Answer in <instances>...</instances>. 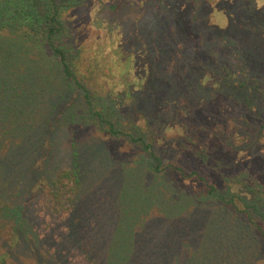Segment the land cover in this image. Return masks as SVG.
<instances>
[{"label":"trees","instance_id":"trees-1","mask_svg":"<svg viewBox=\"0 0 264 264\" xmlns=\"http://www.w3.org/2000/svg\"><path fill=\"white\" fill-rule=\"evenodd\" d=\"M91 1L0 0V264H264V5Z\"/></svg>","mask_w":264,"mask_h":264},{"label":"flooded vegetation","instance_id":"flooded-vegetation-1","mask_svg":"<svg viewBox=\"0 0 264 264\" xmlns=\"http://www.w3.org/2000/svg\"><path fill=\"white\" fill-rule=\"evenodd\" d=\"M88 3V2H87ZM134 9V8H133ZM90 10H91V7H87V9H86V12L84 13V17H85V20H86V23H90V22H92V24H93V22H95V19H94V16H93V20L91 19V14L89 13L90 12ZM106 10V11H105ZM95 11L97 12V13H95V15H96V17H97V20H98V24L100 25V28H108V26H111V25H113L114 24V22H116V20L118 21L119 20V16H118V10H111V9H109V8H107V7H105V8H103V7H96V9H95ZM152 11H149V12H147V13H145V14H143L141 17H140V19L138 20V21H135V25L137 26V28L139 29V30H143L142 28H147V27H149V26H145V24L144 23H142V19L145 17V15H150L151 14V18H152V13H151ZM124 14V13H123ZM93 15H94V13H93ZM100 22V23H99ZM154 25V24H153ZM152 25V26H153ZM152 26H150V27H152ZM119 29H120V34H123L122 33V26H120L119 25ZM103 30V29H102ZM105 31V30H104ZM103 35V34H102ZM103 37V36H102Z\"/></svg>","mask_w":264,"mask_h":264},{"label":"rangeland","instance_id":"rangeland-1","mask_svg":"<svg viewBox=\"0 0 264 264\" xmlns=\"http://www.w3.org/2000/svg\"><path fill=\"white\" fill-rule=\"evenodd\" d=\"M242 2H244V0H240V2L235 7L236 10H238V9L241 10L240 8H241V3ZM257 2H260L262 5H264V0H259ZM90 6H91V10H90L89 13L92 15V17L94 16V19L96 20L97 17L95 15V13H97V12L95 11V9H96V7L97 8L99 7L98 4H97V0H92L90 2ZM77 8L79 10H77L76 13L75 12L71 13V16L74 18L73 20L75 21L76 24L86 23V20H85V17H84L85 16L84 13L86 12V10L81 8V7H77ZM93 13H94V15H93ZM71 20H72V18H71ZM128 22H129V24L131 23L130 21H128ZM142 23H144L145 26L146 25L149 26V27L146 26L147 28H152L150 26H152L153 24L155 25V22L151 18V14L150 15H145V17L142 19ZM96 33H97V31H94V33H92V35L95 36Z\"/></svg>","mask_w":264,"mask_h":264}]
</instances>
